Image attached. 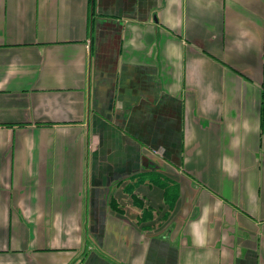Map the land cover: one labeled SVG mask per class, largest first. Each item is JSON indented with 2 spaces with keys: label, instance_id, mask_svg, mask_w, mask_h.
I'll use <instances>...</instances> for the list:
<instances>
[{
  "label": "crops",
  "instance_id": "crops-1",
  "mask_svg": "<svg viewBox=\"0 0 264 264\" xmlns=\"http://www.w3.org/2000/svg\"><path fill=\"white\" fill-rule=\"evenodd\" d=\"M0 264H264V0H0Z\"/></svg>",
  "mask_w": 264,
  "mask_h": 264
}]
</instances>
